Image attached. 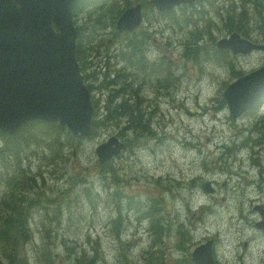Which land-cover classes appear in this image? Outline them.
<instances>
[{
    "label": "rangeland",
    "instance_id": "1",
    "mask_svg": "<svg viewBox=\"0 0 264 264\" xmlns=\"http://www.w3.org/2000/svg\"><path fill=\"white\" fill-rule=\"evenodd\" d=\"M224 1L227 3L224 10L216 9L214 0H201L193 8L179 7L175 11L171 9L160 12L155 11L143 0V30H149L151 27V36L141 43L136 54L131 55L127 39L108 32L113 29V18L118 6L132 0H105L99 7L92 5L91 12L86 15V27L83 29L81 42L82 45L87 43V46H93V42L98 40L96 46H104L105 40L111 38L115 40L112 47L116 50L121 45L125 47L127 54L124 61L129 65L125 71L132 72L134 69L137 72L140 88L133 90L132 85H128L122 99L126 105L129 103L137 108V100L144 95L143 107L145 111H149L152 103L146 99L147 93L156 92L160 87H164L167 81L181 74V69L171 68L175 71L174 74L165 65L152 66L145 62V54L149 58L148 61L153 60L156 55L153 46H159L155 40H165L166 33L176 35L179 40L174 55L184 62L185 67L194 64L199 75L197 81L203 80L205 84H210L211 77L219 75L217 83L225 89L236 77L237 69L247 74L264 66V55L250 56L247 52L237 50L235 54L244 58L231 59L229 55L217 52L213 46H216V39L232 30H237L246 37L264 40V0H261V6L254 0ZM244 18L249 22L242 24ZM163 19L168 21V24L163 28L157 26V21ZM233 19L235 22L231 23ZM164 27L170 29L164 33ZM171 45L174 46L173 43ZM164 47L170 57L168 44ZM82 59L91 63L86 66V71L89 72L95 71L96 64L98 63V66L103 62L97 52L89 55L82 51ZM138 61L142 65H137ZM174 62L177 66V59H174ZM209 64L217 67L214 69L208 66L204 70ZM102 72L107 73L108 69L104 67ZM163 72L164 80H158L157 76ZM191 74L194 75L193 68ZM107 80L108 78L104 77L101 82L110 91L120 93L121 89H124L119 83H108ZM129 82L127 79L128 84ZM111 84L115 86L109 87ZM216 84L206 90V96L218 95L215 91ZM186 89L184 86L183 92ZM94 93L98 97L100 92L95 90ZM187 98L191 99V96L187 95ZM260 102L262 105L257 110L251 113L250 109L241 112V115H245L243 119H246V125L256 124V135L238 137L234 133L229 134L232 129L228 131V127L218 119L217 123L213 124L211 120L215 118L214 115L208 118L205 113L188 110L186 105L189 103L185 105V98L178 99L175 104L173 101L163 100L162 103L169 107L172 115L169 111H165L166 116L161 112L155 114L159 118V121L155 120V125L159 122L162 127L167 126L172 129V134L168 132L163 142H153L152 146L140 141L146 128L149 130L147 137L151 134L149 126H154L152 114L138 109L136 117L121 119L114 122V125L101 128L97 131V136L91 139L81 136L70 139L64 132L49 131V123L40 121L41 126L30 123L25 136L30 145L23 149H27L23 164L28 170L25 179L30 180V184H23L29 186L31 191L29 190L28 195L23 192L27 187L19 186L9 198L2 196L0 192V227L5 229V225L9 227L16 222L10 219L13 206L20 208V219L25 222L33 211L32 207L38 201H45L47 197L46 203L58 204V207L50 208V211L57 217L61 215L62 224L58 228L54 227L55 236L47 239L45 251L32 262L29 261V264H38V259L45 264H76L80 259H93V251H96V260L102 264H111L109 257H112L113 261L119 258L123 264H179L186 253L190 255L196 246L204 242L209 243L210 251L212 243L214 264H264V183H259L264 181V98ZM178 113L183 119L177 117ZM111 133L121 135L128 146L122 149L121 158L100 164L94 156V147ZM198 134V138L189 140V137ZM215 147L219 150H215ZM54 158L65 160L67 174H58L65 168L64 165L59 169L57 164V170L50 166ZM71 164L75 166L74 174H70ZM78 164L80 166H77ZM0 166L1 180L9 177L14 171L5 160H0ZM108 173L116 176L117 179L113 181L120 182V185L112 184L111 191L101 181L110 178ZM56 176H59L58 190L47 192L42 189L46 182ZM96 176L100 179L98 184L101 185L102 191L110 195L117 204L119 202L117 213L113 210V215L99 211L94 214L90 209L93 207L91 198L96 206L102 201L101 194L96 190ZM208 180H211L213 185ZM12 182L13 185L21 183L19 179ZM201 183L203 189L200 187ZM180 185L183 187L179 188ZM213 190H216L215 196H211ZM13 195L15 199L10 200ZM62 199L63 206H60L59 201ZM55 215L47 221L54 220L55 225H59ZM116 218H120L119 223H115L120 227L118 232L114 227L111 230ZM139 220L141 222H138ZM254 221L258 223L257 227L252 225ZM159 223L169 227L170 232L156 238L150 231ZM20 226L26 233L24 225ZM215 229H218L221 235L217 234V231L213 235ZM13 235L10 246L12 248L23 236L20 231ZM27 235L28 238L21 241L31 249V236L29 233ZM45 236H50L49 229L45 230ZM176 236L183 238L184 252L173 250L168 254L165 250H159L158 245L165 243L174 248L178 242L174 240ZM75 237H78L77 241L72 240ZM33 239L38 241L36 234ZM67 239L72 242L67 243ZM101 239L107 242L102 244ZM120 245H130V249L115 252L114 248ZM157 251L160 255H157ZM202 260L205 263L203 258ZM14 263L22 264L19 258H15ZM0 264H8L5 255H0Z\"/></svg>",
    "mask_w": 264,
    "mask_h": 264
},
{
    "label": "water",
    "instance_id": "2",
    "mask_svg": "<svg viewBox=\"0 0 264 264\" xmlns=\"http://www.w3.org/2000/svg\"><path fill=\"white\" fill-rule=\"evenodd\" d=\"M77 1L0 0L1 130L11 132L14 122L41 119L58 122L73 134H90L93 110L76 61L71 18ZM179 1L191 0H162V5ZM228 43L221 41L219 47ZM229 46L242 52L264 49L245 40ZM226 90L223 95L232 112L247 109L264 93V67L236 79ZM119 147L115 138L100 144L96 148L100 162L117 154ZM191 259L194 264H213L209 243L194 248Z\"/></svg>",
    "mask_w": 264,
    "mask_h": 264
},
{
    "label": "trees",
    "instance_id": "3",
    "mask_svg": "<svg viewBox=\"0 0 264 264\" xmlns=\"http://www.w3.org/2000/svg\"><path fill=\"white\" fill-rule=\"evenodd\" d=\"M262 13H264V10H262ZM234 22H235V20L233 19L231 23H234ZM246 22H249V20L244 18V20L242 21V24H245ZM77 31H78V27H77ZM97 41L98 40H95L93 42V46L92 45L87 46L88 44L84 43L83 44L84 47H82L83 53L98 52L99 50L96 46ZM79 42H81L80 36H79ZM85 46H87V47H85ZM131 47H132L134 52H137L138 48L136 45H133ZM79 57H80V48H79ZM137 65H142V63L140 61H138ZM94 69H95V67H94ZM108 72L107 73L103 72L105 77L108 76V74H109ZM116 78L117 79L123 78V82L122 83L119 82V84H122V88H124V89H121L120 93L114 92V94H112L111 96H108V102H111L113 96L117 99L115 100V102L111 103V106H108V105L106 106L107 111L103 116L100 115L98 110L95 111V117H94V123H93V127H94L95 132H97L101 128H104L108 125H114V122H117L118 120H121V119L128 120L129 118H134V116L136 117V113L138 112V110L145 113L140 102H138L139 105L136 108V106H131V104H129V103L126 105L125 100H121L123 98L124 93L126 92L125 89L128 85L127 76L119 74V70H117L116 71ZM107 82L108 83H110V82L115 83L114 80H110L109 78H108ZM113 86H115V84H111V86H109V87H113ZM128 95L132 96V94H128ZM117 100H121V101L118 104H116L118 102ZM241 122L244 126H246V123H247L246 119H242ZM37 123L40 124V122H37ZM238 123L240 125V122H238ZM49 124H51V123H49ZM27 126L23 127L22 130L20 131V133L15 134L14 136L9 137V136H3L0 134V140L3 141L2 144H0V160H2V161L5 160L6 164L14 169L13 173H11L9 177L1 180L2 168L0 166V192H1L2 196L7 197V198H9V196L12 194V192L17 191L19 186L27 187V188H25V190H23V192L27 193L28 195H29V193H28L29 190L31 191L29 186H26L25 184H23V183L30 184V182H29L30 180L25 179V174L28 173V170L23 164L24 163V155H25V152L27 150L26 149L25 151H23V149L27 148L30 145V141L26 137H24L27 135V132H28V129H26ZM47 129L49 131H61V132H64L70 139L74 138L67 131H65L63 128H60L56 124H51V126ZM23 131H25V134H23ZM148 132H149V130L146 128V131L141 136L140 141H142V143H143L147 139L148 144L150 146H152L151 145L152 144L151 143V137H147ZM255 132H256V124H255L253 132H249L248 134H252V136H254V135H256V134H254ZM125 143H126V146H128L127 142H125ZM57 164H59V169H60L62 167V165L65 164V160L60 159V158H54V162L51 163L50 166L54 170H57ZM64 167L65 168L63 170L59 171V173H58L59 175L68 173L65 165H64ZM69 170H70V174H74L75 173V166L73 164H71V166L69 167ZM109 175L110 174L108 173V176ZM112 177H114V178H112ZM115 177L116 176H114V175H110V178H109L110 180L109 179L107 180L108 177L105 180H101L103 182V184H106V187H108V189L110 191L113 189L112 184L120 185L119 181H117V180L113 181V179H117ZM17 179H19V181L21 183H19L18 185H13L12 181L13 180L15 181ZM96 180H97L96 190L99 194H101V196H102L101 200L102 201H101V203L98 204V206H96V204H94V199L91 198V202H92L93 207H90V209H92V212H94V214L97 211H99V213L108 212L109 215H113L114 211L117 213L119 211V202L117 204L110 197V195H106L105 192L102 191L101 185L98 184L99 183L98 180H100V179H98L97 176H96ZM182 187H183V185H180L179 188H182ZM14 199H15V196L13 195V197L10 198V200H14ZM59 205L63 206V199L61 201H59ZM55 206L58 207V204L57 203H46V201H38L35 204V206L32 207L33 211L30 213V215L28 216V218L25 222H22L20 219V216H21L20 208L18 206H13L11 208L12 215L10 216V219L15 220L16 222L12 226H9V227H8V225H5V229L0 227V255L6 256L8 264H16V263H14L15 258H19V261L22 264H29V261L32 262L33 259H35L36 257H39L45 251L46 245H47V239H51L55 236L54 235L55 232L53 230L54 227L58 228L62 224L61 215L59 214V216L57 217V215H55L53 211H50V208H54ZM52 215L56 216V220L59 221V225H55L54 220L47 221L48 219H50L52 217ZM119 221H120V218H116L113 221L111 230L114 227L117 232L120 231V227L115 225V223H119ZM123 222H124V220H123ZM138 222H141V220H139ZM20 224L24 225L26 233H25L24 229L19 228V227H21ZM157 225H155V227L150 231V234L154 233V229L156 228ZM46 229H49V233H50V236L48 238L45 236V230ZM19 231L23 236H21L19 238V240L15 243L14 247L12 248L10 246H11V241H12L13 236H14L13 234H18ZM215 231L218 232L217 234L221 235V233L219 232L218 229L213 230L212 234ZM105 232L106 231H104V233ZM5 233H8V235H5ZM28 233L31 236V243H32L31 249H28L25 246L24 242L21 241L22 239L28 238V235L26 236V234H28ZM34 234H36L38 241H35L33 239ZM77 238L78 237H75L72 240L77 241ZM101 240H102L101 241L102 244H105L107 242L105 239H101ZM174 240L178 241V242H176L174 248L169 246L168 243H165L163 245H158L159 250H165L168 254H171L173 250L184 252L185 250H184V246H183V238H178L176 236L174 238ZM78 241L81 242L83 240H78ZM66 242L71 243L72 241L70 239L69 240L67 239ZM84 243L86 244V242H84ZM217 243H219V241H217ZM129 248H130V245H120V246H116L114 248V251L118 253L124 249L128 250ZM93 254H94L93 259H91L89 261H87L85 259H80L79 262L76 264H102L98 260H96V251H93ZM157 255H160V253L158 251H157ZM8 256H12V257L8 258ZM10 260H11V262H9ZM109 261L111 264H112V262H113V264H123L119 258H116L113 261V258L109 257ZM38 264H45V263L41 259H38ZM179 264H194V263L191 261L190 255L188 253H186L185 257L179 261Z\"/></svg>",
    "mask_w": 264,
    "mask_h": 264
},
{
    "label": "bare ground",
    "instance_id": "4",
    "mask_svg": "<svg viewBox=\"0 0 264 264\" xmlns=\"http://www.w3.org/2000/svg\"><path fill=\"white\" fill-rule=\"evenodd\" d=\"M135 1H136V0H132V2H130V3L134 5V4H135ZM125 44H126V43H125ZM129 45H131V43L128 44V48L131 49V55L136 54L137 52H134L133 49L129 47ZM132 45H133V44H132ZM125 46H126V45H125ZM137 48H138V46H137ZM137 51H138V49H137ZM136 64H137V63H136ZM168 70H169L170 72H172V73L175 74V71H173L171 68H168ZM34 121H35V122H40V121L44 122V120H41V119H36V120H34ZM23 124H24V123H23ZM23 124H22L21 121H18V122H14V123H12V124H11V127H10L11 132H10V134H8V136L10 137V136H14L15 134H19L20 131L22 130V128L24 127V126H22ZM23 134H24V131H23ZM126 213H127V212H126ZM160 228H161V229H166V230H167L168 227H167V226H162V225H161ZM152 235H153L154 237L157 238V235H156V234L152 233ZM129 249H130V248H129ZM204 258H205V256H204Z\"/></svg>",
    "mask_w": 264,
    "mask_h": 264
},
{
    "label": "flooded vegetation",
    "instance_id": "5",
    "mask_svg": "<svg viewBox=\"0 0 264 264\" xmlns=\"http://www.w3.org/2000/svg\"><path fill=\"white\" fill-rule=\"evenodd\" d=\"M144 14H145V10H144ZM129 46L131 47V46H133V45H129ZM131 48H132V47H131ZM124 94H126V92H125ZM160 227H161V224L159 223V224L156 226V228L154 229V233L157 235V237L162 236V235H166L167 233L170 232L169 227L167 228V230H166V229H161Z\"/></svg>",
    "mask_w": 264,
    "mask_h": 264
}]
</instances>
